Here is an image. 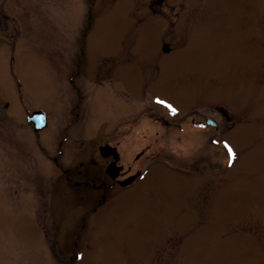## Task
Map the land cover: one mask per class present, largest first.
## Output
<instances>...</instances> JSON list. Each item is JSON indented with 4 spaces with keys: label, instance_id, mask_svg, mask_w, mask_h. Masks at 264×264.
<instances>
[{
    "label": "rangeland",
    "instance_id": "1",
    "mask_svg": "<svg viewBox=\"0 0 264 264\" xmlns=\"http://www.w3.org/2000/svg\"><path fill=\"white\" fill-rule=\"evenodd\" d=\"M148 1L0 0V264H264V0H182L205 15L177 51L169 33L154 90L193 88L204 124L172 137L142 99L162 26L129 9Z\"/></svg>",
    "mask_w": 264,
    "mask_h": 264
},
{
    "label": "flooded vegetation",
    "instance_id": "2",
    "mask_svg": "<svg viewBox=\"0 0 264 264\" xmlns=\"http://www.w3.org/2000/svg\"><path fill=\"white\" fill-rule=\"evenodd\" d=\"M198 3L199 2H197L196 4ZM205 10L206 7L204 5L200 6V4L194 5L192 7L190 6L185 7L182 0H149L148 4L145 6L144 12L141 15H139L140 10L137 6L135 10H133V7L129 9V15L132 17L130 26H132L133 30L135 31L139 30L142 26H144V24L146 25L151 20L158 21L159 24L162 26L159 28V30H157V33L159 34V49L161 50V52H159V54L158 52H156V57H154V59L153 58L149 59V61H152L154 63L152 76L151 78L147 79V77H149L151 73L145 74V73H141L140 71L142 78L139 79H141L140 80L141 88H142L141 92H143L145 96L144 98L142 95V99H144L147 108L154 107L152 113V117L154 118V121L158 122L160 126H163V128L167 129V134L170 137L175 135V130H177L178 132L181 129L184 132L186 128H188L189 126L194 128L195 124L197 125V127H200L201 125L204 124L203 122H197L196 120L194 105L197 96L193 92V88L191 90L192 100L184 102L183 106H180L178 104L177 99H175L174 96L172 100L166 99L160 96L163 95V93L154 89L158 84L162 82V79L164 77L163 68L165 66L162 65V62H165L167 56H169L171 53L176 52L177 49L180 48V43L178 41L179 38L183 39L184 41L188 40L189 36L191 35L192 29L198 26L197 23H199L198 21L199 16L202 14L205 15ZM174 30H176V32L179 33L176 39L174 36L175 34L173 35ZM169 33L172 36H174L173 37V39H175L174 42L176 41L177 44L179 45V47H175L176 51L173 50V46H171L174 43L170 41V39H168ZM110 62L111 65L113 66L111 70L115 72L117 68L128 65L130 62L133 63V61H131V57L129 53H127L126 59H124L122 62H120V60H118L117 58L111 59ZM119 63H121V65ZM137 63L141 68H143L142 71L144 72L145 61L138 60ZM177 73H178V68H175V73H171L175 81L176 78L179 79ZM194 74L195 71H191L186 74H183L182 77L184 78L186 76H191L192 80L190 82H193ZM160 101H164L165 103H160ZM169 105H171V107H168ZM214 109H218L217 112L223 117L225 121L227 120L231 121L230 116H228L226 110H224L221 106H215ZM180 122L183 124L182 128ZM126 123L127 122H122L117 127L121 128L122 126L127 125ZM179 124H180V128H178ZM205 124L211 127L218 126V122L213 121L211 118L207 116H206ZM170 125H175L176 127L172 126L170 128L169 127ZM112 137L114 138L115 134H112ZM113 138H111L112 141L110 142V144L106 145L110 147V151H111V155L108 156L107 158L110 160L109 162H113V161L115 162V166L118 168V172H119L122 170V165L118 164L120 159L121 148H119L116 144H114L116 139ZM114 152L117 155V159L114 158L115 156Z\"/></svg>",
    "mask_w": 264,
    "mask_h": 264
},
{
    "label": "water",
    "instance_id": "3",
    "mask_svg": "<svg viewBox=\"0 0 264 264\" xmlns=\"http://www.w3.org/2000/svg\"><path fill=\"white\" fill-rule=\"evenodd\" d=\"M28 122H32L34 124V129L35 130H39L42 129L45 125H46V116L44 111L39 110V111H35L33 112L28 118H27ZM101 154L103 156H108L111 154L110 148L108 146H103L101 148ZM115 156L114 158L117 159V155L114 152ZM106 172H108V174L114 178L116 177V175L118 174V168L115 166V162H111L110 165H108V167L106 168Z\"/></svg>",
    "mask_w": 264,
    "mask_h": 264
},
{
    "label": "snow or ice",
    "instance_id": "4",
    "mask_svg": "<svg viewBox=\"0 0 264 264\" xmlns=\"http://www.w3.org/2000/svg\"><path fill=\"white\" fill-rule=\"evenodd\" d=\"M160 103H165L164 101H160ZM168 107H171V105H169ZM174 110V109H173Z\"/></svg>",
    "mask_w": 264,
    "mask_h": 264
}]
</instances>
